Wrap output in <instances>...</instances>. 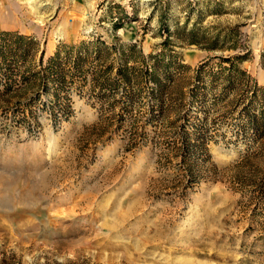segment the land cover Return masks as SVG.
Returning a JSON list of instances; mask_svg holds the SVG:
<instances>
[{
  "label": "rangeland",
  "instance_id": "rangeland-1",
  "mask_svg": "<svg viewBox=\"0 0 264 264\" xmlns=\"http://www.w3.org/2000/svg\"><path fill=\"white\" fill-rule=\"evenodd\" d=\"M5 1L21 7L0 31L33 37L35 66L61 43L109 42L112 32L148 53L167 36L164 50L189 68L178 88L203 59L233 54H244L249 84L264 87V0H36L34 13ZM192 28L219 47L187 43ZM33 91L0 98V264H264V191L255 188H264V138L236 135L239 107L210 114L217 129L187 187L167 129L146 126L140 140L130 121L117 128L100 117L86 93H71L67 118L40 103L31 115L13 109Z\"/></svg>",
  "mask_w": 264,
  "mask_h": 264
},
{
  "label": "trees",
  "instance_id": "trees-1",
  "mask_svg": "<svg viewBox=\"0 0 264 264\" xmlns=\"http://www.w3.org/2000/svg\"><path fill=\"white\" fill-rule=\"evenodd\" d=\"M123 17L129 16L124 13ZM121 25L116 19L111 29ZM162 27L168 32L166 25ZM187 34V43L206 49L219 47L216 37L198 38L193 28ZM110 35L109 42L95 37L58 44L43 64L40 54L35 66L32 55L36 40L15 31H0V98L35 89L33 97L22 105L14 103L13 109L31 115L35 104L40 103V110L67 118L71 93H86L94 96L92 104L100 117L106 115L117 128L123 120L130 121L131 134L140 140L147 137L146 126L159 134L167 129L172 134L165 142L167 150L177 154L187 187L195 183L199 166L206 160V144L212 138L209 131L217 129L209 117L219 107H239L232 117L237 136L254 143L263 140L264 87L249 84L248 76L239 69L244 54L203 59L192 69L190 82L182 90L176 80L189 68L167 48L164 50L167 36L160 42L163 49L143 53L136 43L119 41L112 32ZM260 63L264 69V49ZM39 92L49 95L50 100L41 101ZM259 186L255 184L261 194L264 188Z\"/></svg>",
  "mask_w": 264,
  "mask_h": 264
},
{
  "label": "bare ground",
  "instance_id": "bare-ground-1",
  "mask_svg": "<svg viewBox=\"0 0 264 264\" xmlns=\"http://www.w3.org/2000/svg\"><path fill=\"white\" fill-rule=\"evenodd\" d=\"M5 0H2L1 2H0V20L1 19H5V18H8V19H10L11 20V22H16V23H18V20H17V18H16V16H15V14H16V12L20 9V5H18V4H15L14 2L12 3V2H10V3H8V2H4ZM26 2L25 3H28V4H30L31 5V7H33L32 8V12L34 13V12H36V9H37V6L35 5L36 4V0H25ZM8 5V6H7ZM36 7H35V6ZM31 13V12H30ZM21 15H22V13H21ZM24 16V15H23ZM26 16V15H25ZM74 16V15H73ZM43 21V18H42V16H38V20H37V23H41ZM8 22H10V21H8ZM42 29V28H41Z\"/></svg>",
  "mask_w": 264,
  "mask_h": 264
}]
</instances>
